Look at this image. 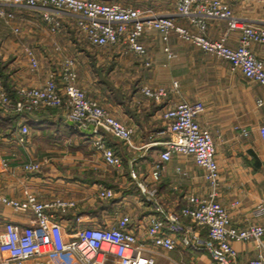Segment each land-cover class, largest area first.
<instances>
[{"label":"crops","instance_id":"obj_1","mask_svg":"<svg viewBox=\"0 0 264 264\" xmlns=\"http://www.w3.org/2000/svg\"><path fill=\"white\" fill-rule=\"evenodd\" d=\"M122 1L105 2L148 6L157 13L172 14L177 24L192 33L211 40L224 37L226 45H238L240 29L231 28L226 18H209L201 30L188 18L174 14V0ZM222 1L245 23L264 26V0ZM5 11L11 16H0V74L7 90H13L12 86L15 89L18 85L42 84L71 58L75 84L131 128L134 146L101 129L104 142L121 157L120 166L107 165L94 145L96 136L83 131L80 124L70 123L64 108L48 107L30 114L5 113L0 109L2 195L22 199L24 190L29 189L40 200L73 201L72 207L54 210L63 231H72L71 236L84 225L117 226L126 214L130 217L127 227L137 240L157 250L153 264H212L206 249L179 240L174 248L163 249L147 239L149 217L178 211L188 204V194L213 196L226 208L233 226H264V213L255 209L258 201H264V137L260 132L264 126V85L245 77L228 59L202 50L174 30L167 39L156 29L145 30L140 41L147 53L141 56L122 44L92 45L77 30L74 18H63L59 27L52 30L38 10L7 6ZM26 47L33 50L39 62L36 69L30 66ZM249 48L264 60V42L251 41ZM144 86L164 87L167 94L158 99L149 97L142 91ZM196 100L204 104L197 120L208 129L214 142L218 164L215 184L210 183L189 154L175 153L161 161L159 176L155 178L154 163L170 136L169 121L163 112L178 102ZM21 124L28 126L23 139ZM2 158L7 165L2 164ZM33 160L41 163L40 169H25L23 164ZM101 187L112 188L114 196L100 198ZM152 201L162 212L155 209ZM7 220L25 223L33 221V216L0 203V232ZM199 233L207 237L205 227ZM262 240L264 243V233ZM232 244L237 253L231 264H246L258 252L264 253L253 239L234 240ZM5 260L6 253L0 251V264H5ZM55 264L81 263L65 253Z\"/></svg>","mask_w":264,"mask_h":264},{"label":"built area","instance_id":"obj_2","mask_svg":"<svg viewBox=\"0 0 264 264\" xmlns=\"http://www.w3.org/2000/svg\"><path fill=\"white\" fill-rule=\"evenodd\" d=\"M174 14L184 16L197 28L203 30L209 18H226L231 28L240 29L236 48L225 44V38L211 40L190 32L177 24L173 15L157 13L151 7L124 6L117 2L101 0H0V16H11L5 11L7 6H24L38 10L44 20L56 30L63 18H74L76 26L89 43L95 46L122 44L126 49L146 56V48L140 41L147 29L158 30L164 39L174 30L179 36L196 43L202 50L222 56L241 70L249 79L264 85V60L257 58L250 50L251 41L264 42V26H253L243 18L232 14L222 0H174ZM166 50L169 49L165 47ZM30 66L36 69L39 62L31 48H25ZM146 58V57H145ZM146 63H149L148 61ZM76 73L73 60L66 59L57 73H51L42 84L18 85L13 92L7 90L0 74V109L5 113L29 114L48 107H62L67 119L78 121L86 128L93 124L92 133L95 147L101 152L104 162L120 166L121 157L108 146L100 133L103 129L131 144V128L122 124L107 109L92 99L86 90L75 84ZM142 91L152 98L167 94L164 87L144 86ZM204 110L200 100L181 101L168 107L163 117L168 119L170 136L163 142L159 160L154 163L153 175L159 176L161 161L173 154H189L203 169L204 176L215 184L218 177V164L215 147L208 129L203 128L197 116ZM19 132H28V126L21 124ZM264 137V126L260 127ZM1 138V134H0ZM7 165L6 159H1ZM27 170H38L39 161L25 162ZM134 176V172H131ZM153 189L150 190V193ZM98 196L109 199L114 196L110 187H101ZM188 204L178 211L154 214L148 219L147 239L153 245L172 249L179 241L197 249H206L212 264H231L236 256L234 240L253 239L256 246L264 248L262 235L264 226L251 224L238 228L233 226L226 208L217 200L187 195ZM0 203L15 210L30 212L33 221L20 223L7 220L0 232V251L6 253L5 264H55L65 253L74 256L81 264H153L157 250L146 247L145 241H138L127 227L128 215H123L117 226L84 225L74 234L66 237L62 225L55 217L54 210L74 206L73 201L55 198L44 201L38 199L29 189L24 190L22 199L10 198L0 193ZM155 209L162 212L155 204ZM255 209L264 213V201H258ZM205 227L207 237L200 236L199 229ZM246 264H264V253L250 258Z\"/></svg>","mask_w":264,"mask_h":264},{"label":"rangeland","instance_id":"obj_3","mask_svg":"<svg viewBox=\"0 0 264 264\" xmlns=\"http://www.w3.org/2000/svg\"><path fill=\"white\" fill-rule=\"evenodd\" d=\"M101 1H104V2H105V1H110V0H101ZM118 2L122 3L123 1H122V0H118ZM77 30L79 31V29H77ZM81 32H82V31H81ZM120 46H121V45H120ZM65 48H66L67 50H68V48L70 49V47H69L68 45H67V46L65 45ZM12 88H13V90H14V87H13V86H12ZM13 90H10V91H13ZM0 132H3L2 126H0ZM71 232H72V231H66V232L64 231L65 236H66V237H70V236H71V235H70ZM68 234H69V235H68Z\"/></svg>","mask_w":264,"mask_h":264},{"label":"water","instance_id":"obj_4","mask_svg":"<svg viewBox=\"0 0 264 264\" xmlns=\"http://www.w3.org/2000/svg\"><path fill=\"white\" fill-rule=\"evenodd\" d=\"M70 123L80 124L78 121L68 120ZM93 129V124H89L86 128H83V131L91 133Z\"/></svg>","mask_w":264,"mask_h":264},{"label":"trees","instance_id":"obj_5","mask_svg":"<svg viewBox=\"0 0 264 264\" xmlns=\"http://www.w3.org/2000/svg\"><path fill=\"white\" fill-rule=\"evenodd\" d=\"M30 114V113H29Z\"/></svg>","mask_w":264,"mask_h":264}]
</instances>
